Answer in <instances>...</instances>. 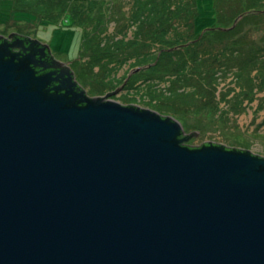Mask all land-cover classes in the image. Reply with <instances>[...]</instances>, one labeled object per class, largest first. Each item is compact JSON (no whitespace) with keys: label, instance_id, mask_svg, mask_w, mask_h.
I'll return each mask as SVG.
<instances>
[{"label":"water","instance_id":"1","mask_svg":"<svg viewBox=\"0 0 264 264\" xmlns=\"http://www.w3.org/2000/svg\"><path fill=\"white\" fill-rule=\"evenodd\" d=\"M66 65L0 34V264H264V156Z\"/></svg>","mask_w":264,"mask_h":264},{"label":"trees","instance_id":"2","mask_svg":"<svg viewBox=\"0 0 264 264\" xmlns=\"http://www.w3.org/2000/svg\"><path fill=\"white\" fill-rule=\"evenodd\" d=\"M22 1L25 2L22 4ZM106 1H110L109 18L107 10L105 11ZM116 1L11 0V3L13 9L17 6V12H32L50 21H58L56 19L63 14L70 16L83 30V46L90 51L87 67L95 75L101 77L99 73L102 72L104 76H110L121 63L118 60L120 52L121 56H125L123 63L137 57L134 67L149 66L136 72L130 80L134 81L138 76L140 89L147 94H159L165 101L174 104L179 102L187 108L192 106V101L195 103L194 107L199 104L195 102L196 90L199 92V101L214 103L217 100L215 95L220 78L226 79L230 75L240 79V74L247 69H251V73L252 70L261 68L258 65L264 54V47L249 32H245L244 26L246 22H262L264 0H211L210 28L202 25L204 15L201 6L205 7L203 0H130L132 11L126 12V22L118 15V9H114L117 7ZM96 7L100 12H96ZM240 15L243 16L234 25ZM109 21L119 23L115 33L108 31ZM124 22L128 29H134L133 39L127 38L125 26L121 27ZM149 30L157 34L150 48L142 41L143 35ZM205 30L214 34L216 39H231L228 47L216 52L214 48L204 45ZM117 35H121L120 38ZM263 40L264 38L261 41ZM197 43L202 44L203 49H192ZM133 51L136 52L135 55L132 54ZM210 55L216 58L217 64L208 59ZM156 79L166 81L167 86L164 89L158 87L161 82L156 83ZM253 79L254 76L250 80ZM131 85L133 82H128L126 88ZM200 91L209 95H201ZM165 94L168 95L163 96ZM227 96L224 95L222 99ZM157 107L153 104L152 108L164 111L161 106ZM220 110L222 111L219 107Z\"/></svg>","mask_w":264,"mask_h":264},{"label":"rangeland","instance_id":"3","mask_svg":"<svg viewBox=\"0 0 264 264\" xmlns=\"http://www.w3.org/2000/svg\"><path fill=\"white\" fill-rule=\"evenodd\" d=\"M24 2L25 1H22L20 3L23 4ZM106 2L105 11L107 10L109 18L110 11H108V3L110 1ZM203 2L205 7L201 6L204 15L202 25L203 27L210 28L212 3L211 0H203ZM116 4L117 7L114 9H118V15H121V18L126 22V12H128V10L132 11L131 1L117 0ZM15 7L13 9L11 0H0V34L8 36L12 32H19L48 44L56 59L72 63L71 65L74 67L77 79L87 91L88 95H104L111 90H115L123 84L128 75L136 68L133 64L136 63L135 61H138V58L133 57L129 62L123 63L122 60L125 56H121L120 52L118 60L121 63L116 70L113 72L110 71L112 77L111 75L104 76L102 72L99 73L101 77L98 76V74L95 75L87 67L90 51L83 46V30L79 25L74 23L70 16L63 14L56 19L58 21H50L32 12H17L15 11ZM95 9L96 12H100L98 7ZM97 16L100 15L98 14ZM105 17H107V14H105ZM125 22L121 27L125 26L124 31L127 33V38L133 39L134 29L132 31L128 29ZM108 24V31L115 33L119 23L109 21ZM88 26L90 27L88 28L91 29V24ZM244 29L245 32H249V35L253 36L260 45L264 47V40L261 41L262 38H264V18L260 24L246 22ZM204 33H206V39L203 42L204 45L214 48L216 52H221L224 47H228L231 41V39L228 38L216 39L214 38V34L211 32L209 33L207 30H205ZM156 35V33L150 30L143 35L142 41L148 48H150L151 44L155 41ZM117 36L120 38L121 35ZM192 49H203L202 44L197 43ZM124 52L127 51L125 50ZM132 54L135 55L136 52L133 51ZM208 59L211 60L213 64H217L214 56L210 55ZM258 66L261 67L258 69L259 71L254 69L249 73L251 69H247L240 74V79L230 75H228L226 79L223 77L220 78V83L215 95V99L217 100H215L214 103L208 100L199 101V92L196 90L194 96L196 98L195 102L199 103L197 107H194L195 103L193 101L192 106L187 108L179 102L174 104L168 100L165 101V99L161 98L157 93V96L147 94L140 89V85L137 82L138 76L134 81H131L132 75L138 71H133L128 79V82H133V85L126 88L127 82L120 93L113 95L112 98L123 104L131 103L151 109H153V104L156 108H158L157 105L161 106L164 111H158V109L157 111L180 120L187 133L194 130L199 132V134L193 133L191 135L186 141L188 144L200 145L204 141H214L231 147L249 149L254 153L264 156V54L261 56V62ZM96 70H99V67H96ZM253 76L254 79L250 80ZM154 81L156 83L161 82V80L158 79ZM111 82L112 86L110 85ZM166 86V81L158 85V87L163 89ZM186 89H188V87H186ZM200 93L205 96L209 95L202 91H200ZM166 95L168 94L163 96ZM224 95L228 96L223 100L222 97ZM191 98L194 100L193 96H191ZM216 101H220V103ZM205 102H208V104ZM216 105L217 107H215ZM219 107L222 111H219Z\"/></svg>","mask_w":264,"mask_h":264},{"label":"flooded vegetation","instance_id":"4","mask_svg":"<svg viewBox=\"0 0 264 264\" xmlns=\"http://www.w3.org/2000/svg\"><path fill=\"white\" fill-rule=\"evenodd\" d=\"M12 40V39H11ZM13 50H16V51H19V48H14ZM46 59H47V61H48V59H51V60H49V61H52V58H51V53H48L47 55H46ZM65 63L67 64L66 66H69L72 70H74V67H73V65H71L72 63H70V62H68V61H62V66H63V68L65 67ZM75 78L77 79V74H76V72H75ZM78 80V79H77Z\"/></svg>","mask_w":264,"mask_h":264},{"label":"bare ground","instance_id":"5","mask_svg":"<svg viewBox=\"0 0 264 264\" xmlns=\"http://www.w3.org/2000/svg\"><path fill=\"white\" fill-rule=\"evenodd\" d=\"M24 35H26V34H24ZM32 38H34V37H32ZM40 41V40H39ZM44 43V42H43Z\"/></svg>","mask_w":264,"mask_h":264}]
</instances>
